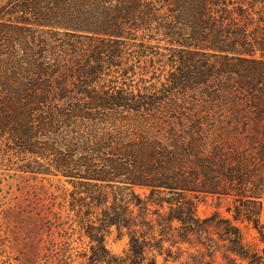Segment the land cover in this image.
<instances>
[{
    "label": "trees",
    "instance_id": "trees-1",
    "mask_svg": "<svg viewBox=\"0 0 264 264\" xmlns=\"http://www.w3.org/2000/svg\"><path fill=\"white\" fill-rule=\"evenodd\" d=\"M3 14L0 42H17L25 51L12 53V69L0 71V140L9 133L26 155L55 156L48 169L36 163L25 170L36 179L62 176L87 187L80 193L86 198L65 199L76 218L72 234L54 193L43 186L30 195L41 203L30 213L41 222L34 223L35 238L47 232L45 248L48 257L57 256L55 264H216L218 255L224 264H264V248L247 242L240 228L255 230L264 244V0H14ZM139 35L172 47L177 86L199 89L207 105L184 115L189 129L221 127L223 151L199 155L194 164L190 131L171 159L154 152L136 157L106 138L88 144L61 138V130L91 109L146 106L129 91L114 97L95 88L114 68L123 76L133 72L123 68L124 56L154 54L143 44L134 52L122 48ZM107 152L113 158L101 159ZM98 161L102 168L93 170ZM208 197L231 199L233 220L201 219L200 200ZM24 214L19 204L0 212V264L16 260L9 256L12 225ZM59 232L65 235L57 240ZM77 233L86 248L75 247ZM114 235L116 242L128 240L121 254L108 248Z\"/></svg>",
    "mask_w": 264,
    "mask_h": 264
},
{
    "label": "rangeland",
    "instance_id": "rangeland-1",
    "mask_svg": "<svg viewBox=\"0 0 264 264\" xmlns=\"http://www.w3.org/2000/svg\"><path fill=\"white\" fill-rule=\"evenodd\" d=\"M13 1L0 0V15L9 11V6ZM3 15L2 17H4ZM4 20L5 22L9 21L10 16H5ZM3 30L10 31L5 27ZM11 39L16 41L17 37L11 36ZM142 44L150 47L154 54L141 59L124 56L123 68H130L133 72L123 76L120 70L114 68L111 72L105 73L101 80H98L95 88L99 95L109 94V96L114 97H118L122 89L124 92L129 91L135 97L138 96L136 101L140 100V97L144 99L146 106L141 107L142 104L140 107L133 106L136 109L132 107L106 110L91 109L85 112L82 118L72 121L68 129L61 130V138L66 135V137L78 138L80 142L85 144H88L87 140L89 139L106 138L109 142H113L116 148L123 151L132 149L131 152L136 157H146L149 152H154L159 156L171 159L176 154V145L180 137L187 138L183 133L186 132L187 134L190 131L191 138H187V143L192 149L194 164L199 155L210 158L219 153L220 150L223 151V129L221 127L217 125L214 128L204 126L202 127L205 129L204 132L191 129V127V130L189 129L190 121L187 122L184 115L186 117L198 115L207 108V105L204 103L203 95L199 89L185 92L177 86L180 79L179 65L176 66V64L171 63L173 60L172 47L168 46L162 39L156 38L148 42V40H143V35H139L136 42L128 40L127 45H123L122 48L134 52L139 50V46ZM24 51L17 45V42H0V71H10L12 67L8 59H12V53L23 56ZM52 64L54 63L52 62ZM94 65L92 64V66ZM63 66L67 67L68 64L64 63ZM201 133L204 134L202 138ZM48 141L49 139L46 140V142ZM62 143L65 142L62 141ZM81 154V151L76 152L78 157L86 156ZM111 154L112 152H107L105 157L100 156V158L108 160L113 158ZM55 159L54 155L48 159L26 155L22 147L12 141L9 133L0 140V212L13 208L16 204H19L25 212L24 215H18L21 222H15L12 225L13 232H11L10 240L13 243L15 253H10L9 256L11 259H16L14 264H55V258H57V256L51 258L47 256V249L45 248L49 239L47 232L43 239L35 238L38 232L34 223L40 227L41 222L30 213L35 211L36 205L40 207L41 203H36L30 198L34 188L45 186L55 194L53 198L56 201V211L60 213V209L64 207L60 217L65 222V228L72 234L70 227L76 218L72 215L71 219L65 199L72 201V193L76 194L75 197L78 199L86 198V194H80L87 189V187H82L83 184L80 182L83 181L66 179L62 176L58 178L38 176L36 179L35 175L25 172L27 168L30 169L31 165L36 166V163L41 164V169H48ZM81 159L80 164L85 165L86 162L81 161ZM102 166L103 164L98 161L97 167H94L93 170H100ZM192 167L195 170L198 169L196 165H192ZM87 171L85 168L81 170L84 174ZM84 183H87L85 185L96 184L95 182ZM136 192L142 196L150 193L148 190L140 188H136ZM166 194L168 195H166L167 198L171 197L170 194ZM233 207L231 199L202 198L198 207V216L205 220L219 214L223 220H233V216L229 213V209ZM262 222L264 223V217ZM240 228L243 230L247 242L259 243L261 248H264V244L258 241V234L255 230L246 229L244 226H240ZM64 235V232H59L55 234V238L59 240ZM116 238V235L109 238L108 248L117 254H121L127 248L128 240L116 242ZM215 238L217 239V237ZM74 239L77 241L75 247L86 248L81 242L79 233L74 235ZM216 264H224L221 255H218Z\"/></svg>",
    "mask_w": 264,
    "mask_h": 264
}]
</instances>
